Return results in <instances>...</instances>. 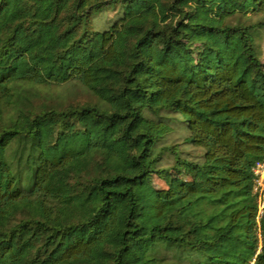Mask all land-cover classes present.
I'll return each instance as SVG.
<instances>
[{"label": "trees", "instance_id": "1", "mask_svg": "<svg viewBox=\"0 0 264 264\" xmlns=\"http://www.w3.org/2000/svg\"><path fill=\"white\" fill-rule=\"evenodd\" d=\"M262 29L264 0H0V264H264ZM73 80L95 101L24 95Z\"/></svg>", "mask_w": 264, "mask_h": 264}, {"label": "rangeland", "instance_id": "2", "mask_svg": "<svg viewBox=\"0 0 264 264\" xmlns=\"http://www.w3.org/2000/svg\"><path fill=\"white\" fill-rule=\"evenodd\" d=\"M111 12L108 11L107 15L111 16ZM256 44L259 48V56L262 62H264V29L259 30ZM28 99L35 107H64L68 104H83L92 103L95 101V97L80 83L77 81H69L61 85H27L24 88ZM165 115V114H164ZM172 116V114H168ZM172 130L166 134L162 146H168L175 148L180 152L182 157H194L196 154H200V150L192 148L191 146H184L181 142L184 132L179 128L176 123H171ZM160 145V144H159ZM174 163V158L169 151L163 152L160 166L170 167ZM153 184L156 188H165V182L158 176L153 175ZM161 251V250H160ZM164 258L165 264H186L187 260H178L175 253L162 250L159 254Z\"/></svg>", "mask_w": 264, "mask_h": 264}, {"label": "built area", "instance_id": "3", "mask_svg": "<svg viewBox=\"0 0 264 264\" xmlns=\"http://www.w3.org/2000/svg\"><path fill=\"white\" fill-rule=\"evenodd\" d=\"M254 175L253 192L257 199L258 214L260 215L264 207V161H259L252 167Z\"/></svg>", "mask_w": 264, "mask_h": 264}]
</instances>
